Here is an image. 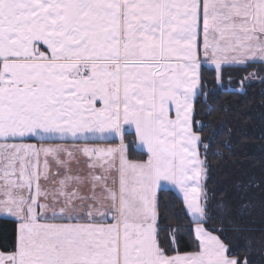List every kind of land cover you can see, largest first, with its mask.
I'll return each mask as SVG.
<instances>
[{
	"label": "snow or ice",
	"instance_id": "snow-or-ice-1",
	"mask_svg": "<svg viewBox=\"0 0 264 264\" xmlns=\"http://www.w3.org/2000/svg\"><path fill=\"white\" fill-rule=\"evenodd\" d=\"M253 65L229 90L264 83V0H0V264H249L264 174L217 196L196 116L206 69ZM170 191L187 223L165 232Z\"/></svg>",
	"mask_w": 264,
	"mask_h": 264
},
{
	"label": "trees",
	"instance_id": "trees-1",
	"mask_svg": "<svg viewBox=\"0 0 264 264\" xmlns=\"http://www.w3.org/2000/svg\"><path fill=\"white\" fill-rule=\"evenodd\" d=\"M258 68L253 65L225 69L223 87L216 84L214 71L205 70L207 88L214 92L208 103L202 99L198 101L196 119L204 124L202 129H198L204 143H210L207 158L211 166V179L208 187L217 196L227 191L241 174H264V83L254 80L243 92L231 91L228 87L229 75L232 77V88H236L245 75ZM259 71L264 73V69ZM125 142L130 159L143 158L134 146L132 132L125 133ZM160 199L161 227L165 232L168 225L176 223L181 217V222L187 223L181 199L174 191L160 193ZM249 227L253 229L251 233L235 235L234 254L242 260L247 258L249 264H264V240L261 239L264 236V222L257 218ZM14 228L12 220L0 218V249L11 244ZM248 236L253 237L254 243H249Z\"/></svg>",
	"mask_w": 264,
	"mask_h": 264
},
{
	"label": "crops",
	"instance_id": "crops-1",
	"mask_svg": "<svg viewBox=\"0 0 264 264\" xmlns=\"http://www.w3.org/2000/svg\"><path fill=\"white\" fill-rule=\"evenodd\" d=\"M132 132L133 135H134V146L138 143V141L136 140V137H135V132L134 130L133 131H129V132H126V133H130ZM32 142H35V141H32ZM90 143H105V144H112V145H116V144H119L120 143V140L119 138L117 137L116 139H113V140H109V141H94V142H90ZM124 143H125V146H126V142H125V134H124ZM136 148V147H135ZM130 159V158H129Z\"/></svg>",
	"mask_w": 264,
	"mask_h": 264
}]
</instances>
